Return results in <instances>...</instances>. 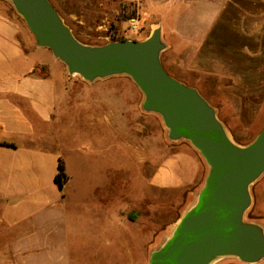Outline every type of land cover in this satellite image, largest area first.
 I'll list each match as a JSON object with an SVG mask.
<instances>
[{
    "label": "crops",
    "instance_id": "1",
    "mask_svg": "<svg viewBox=\"0 0 264 264\" xmlns=\"http://www.w3.org/2000/svg\"><path fill=\"white\" fill-rule=\"evenodd\" d=\"M49 1L65 22L100 14L117 20L124 8L137 11V21L149 27L147 38L161 30L166 72L204 98L230 139H256L263 129L264 0ZM76 77L51 50L38 46L27 24L0 1V264H72L68 240L75 220L78 227L85 223L77 210L70 214V201H87L92 220L114 226L113 177L86 171L76 183L73 163L54 148L62 146L58 138L68 99L78 116L87 100L76 93L83 86ZM84 86L114 91L105 84ZM173 148L150 186L189 189L197 200L207 164L187 141ZM60 158L69 176L63 190L55 183ZM251 198L253 207L257 201L264 212V180L251 190ZM254 223L264 228V219ZM116 225L122 235L130 232L129 219ZM118 241L121 252L129 249L124 236Z\"/></svg>",
    "mask_w": 264,
    "mask_h": 264
},
{
    "label": "rangeland",
    "instance_id": "2",
    "mask_svg": "<svg viewBox=\"0 0 264 264\" xmlns=\"http://www.w3.org/2000/svg\"><path fill=\"white\" fill-rule=\"evenodd\" d=\"M0 1L6 4L9 12L16 13L24 21L10 0ZM129 19L136 21L130 22ZM137 20V11L127 12L124 8L117 20H106L100 14L98 17L92 15L85 21H63L69 24L67 26L79 42L101 47L113 42L144 41L149 36V27ZM75 76L78 78L75 82L83 84L77 95L82 93L88 101H83L84 109L78 116L75 103L68 99L69 107L63 117L66 123L58 138L62 146L55 144L54 148L61 151L64 160L73 163L76 183L83 179L86 171L98 172L99 177H113L114 205L118 216L112 227L102 219L92 220L87 201L85 204L70 201V214L77 210L84 215L85 223L78 227L76 219V228L68 240L72 264H151L152 256L172 238L174 226L180 224L198 200H194L189 189H156L150 186L151 176L161 161L174 151L175 143L186 140L170 139L164 118L159 113L144 109L145 96L129 76L115 75L94 82ZM87 83L113 86L114 91L103 86H84ZM86 118L94 121L91 123ZM233 141L238 147L245 148L255 139ZM103 164L108 166L102 168ZM207 170H210L208 165ZM260 179L264 180V174L250 185V194ZM253 206L251 204L245 212L244 222L254 223L264 219V212L259 211L257 201L256 207ZM123 217L130 220V232L125 229L124 235L116 225L122 222ZM122 236L128 243L126 249L129 248L124 252L118 245ZM233 260L250 264L241 262L235 256L220 257L215 263ZM260 263H264V259L251 264Z\"/></svg>",
    "mask_w": 264,
    "mask_h": 264
},
{
    "label": "water",
    "instance_id": "3",
    "mask_svg": "<svg viewBox=\"0 0 264 264\" xmlns=\"http://www.w3.org/2000/svg\"><path fill=\"white\" fill-rule=\"evenodd\" d=\"M10 1L38 46L51 50L71 75L88 82L132 78L145 96L144 109L162 115L170 139L190 141L210 167L197 206L151 264H214L223 256L250 264L263 260L264 228L244 222V214L252 204L249 187L264 174V127L249 146L231 145L213 108L164 69L160 29L141 42L90 47L75 38L49 0Z\"/></svg>",
    "mask_w": 264,
    "mask_h": 264
},
{
    "label": "trees",
    "instance_id": "4",
    "mask_svg": "<svg viewBox=\"0 0 264 264\" xmlns=\"http://www.w3.org/2000/svg\"><path fill=\"white\" fill-rule=\"evenodd\" d=\"M69 177L66 173V167L64 161L60 158L59 166H58V173L55 176V183L59 187L60 190L64 189V186L68 182Z\"/></svg>",
    "mask_w": 264,
    "mask_h": 264
},
{
    "label": "bare ground",
    "instance_id": "5",
    "mask_svg": "<svg viewBox=\"0 0 264 264\" xmlns=\"http://www.w3.org/2000/svg\"><path fill=\"white\" fill-rule=\"evenodd\" d=\"M226 140H227L231 145H233L234 147H236L235 144H234V142H233L230 138H226ZM197 204H198V202L195 203L194 207H196ZM178 227H179V226L177 225V226H174V228L172 229V237H173V236L176 234V232L178 231Z\"/></svg>",
    "mask_w": 264,
    "mask_h": 264
}]
</instances>
